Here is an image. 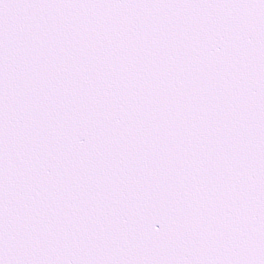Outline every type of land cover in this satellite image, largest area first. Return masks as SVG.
Masks as SVG:
<instances>
[{"label": "snow or ice", "instance_id": "6c2138e0", "mask_svg": "<svg viewBox=\"0 0 264 264\" xmlns=\"http://www.w3.org/2000/svg\"><path fill=\"white\" fill-rule=\"evenodd\" d=\"M0 264H264V0H0Z\"/></svg>", "mask_w": 264, "mask_h": 264}]
</instances>
